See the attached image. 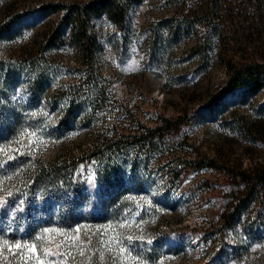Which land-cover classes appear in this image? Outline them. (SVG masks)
<instances>
[{"label": "rangeland", "instance_id": "rangeland-1", "mask_svg": "<svg viewBox=\"0 0 264 264\" xmlns=\"http://www.w3.org/2000/svg\"><path fill=\"white\" fill-rule=\"evenodd\" d=\"M89 1L5 0L0 19L5 2L11 12L35 13L47 5ZM223 5L215 36L203 28L172 30L164 22L175 18L174 25L190 24L205 13L202 0H143L132 6L122 28L105 17L95 20L99 50L92 55L79 47L45 43V31L57 24L55 16L39 18L16 30L24 32L15 39L2 42L0 93L7 73L20 81L33 74L50 85L46 95L55 88L69 92L72 96L65 95L60 105L73 99L77 117L63 138L48 139L49 113L41 106L33 115L40 118V128L25 133L7 151L50 162L117 141L109 154L112 168L126 178L133 173L135 179L130 191L135 213L111 229L80 225L77 233L50 228L63 234L51 232L50 239L36 242L38 252L43 243L53 253L41 252L44 264H264V202H252L245 193L249 187L239 183V176L264 169V91L243 96L236 90L220 104L214 102L229 78V63L264 60V0H225ZM168 31L181 32L165 50L158 37L169 39ZM210 105L218 107L213 115L203 111ZM180 115L183 119L169 124L166 133L137 143L162 118ZM102 167L94 161L80 163L92 191ZM239 200L245 213L240 227L227 231L221 214ZM254 222L261 224L251 233ZM105 229L109 231L102 235ZM117 234L132 250L131 257L118 255L120 245L113 243L111 251L101 245ZM72 237L78 239L73 243ZM21 258L37 264L27 254Z\"/></svg>", "mask_w": 264, "mask_h": 264}, {"label": "trees", "instance_id": "trees-1", "mask_svg": "<svg viewBox=\"0 0 264 264\" xmlns=\"http://www.w3.org/2000/svg\"><path fill=\"white\" fill-rule=\"evenodd\" d=\"M3 1L5 0H0ZM224 1L202 0L206 5L205 13L195 15L188 25L186 21L174 25L171 22L175 18L164 22L169 25L168 27L172 26V30L183 26L187 29L203 28L208 35L215 36L220 31ZM142 2L143 0H91L86 4L47 5L40 7L35 13L11 12L10 2H5L1 6L3 16L0 19V45L4 40H13L24 32L16 30L31 26L39 18L55 16L57 24L54 29L45 31V43L52 48H59L62 45L79 47L92 55L99 50L98 35L93 30L95 20L105 17L116 27L122 28L132 6ZM180 32L168 31L169 39L159 36L158 40L163 49L167 50L170 45H174ZM149 46L152 60L154 55L151 54V49L152 46H156V42ZM227 66L229 78L215 95L214 102L220 104L227 95L236 90H241L243 96L257 95L264 91V60L258 62L255 59H242ZM3 67L4 64L0 61V69ZM17 88H20L19 91ZM49 88L50 85L33 74L20 81L15 75L10 77V73H7L2 81L0 203L3 206H0V248L3 247L4 241L10 245L30 244L37 235L43 236L44 230L50 228L70 232L80 225L106 228L121 221L127 213L137 211L135 193H130L132 186L135 185L133 173L126 178L117 168H112L109 154L112 152L111 147L118 144L117 141H110L111 143L105 147L95 144L90 151L80 157L63 154L50 162L33 159L17 151H7L25 133L40 128L41 120L39 117V119L33 117V114L38 112L41 106L47 108L49 113L46 127L48 139L60 140L73 127L77 119L73 99H70L66 105H60L65 95L67 97L72 95L55 88L48 96L46 92ZM215 108L218 107L213 108L210 105L203 111L213 115ZM183 116L180 115L175 119L162 118L159 126L146 130V134L137 138V143L153 134L166 133L168 125L179 123ZM91 161L101 163L103 166L97 175V181H94L93 191L79 169L80 163ZM239 177H241L239 183L249 187L245 192L247 195L250 194L249 199L263 204L264 169H256L248 176ZM9 193L12 195L9 196ZM241 206L242 200H239L234 207L229 206L223 210L221 214L223 229L228 231L240 227L245 214ZM256 222L250 228L251 233L261 224ZM166 236H162L164 242ZM13 253L8 252L7 249L0 252V264H22L20 253L17 250Z\"/></svg>", "mask_w": 264, "mask_h": 264}, {"label": "snow or ice", "instance_id": "snow-or-ice-1", "mask_svg": "<svg viewBox=\"0 0 264 264\" xmlns=\"http://www.w3.org/2000/svg\"><path fill=\"white\" fill-rule=\"evenodd\" d=\"M34 115V114H33ZM11 159V157H10ZM12 193H9V196H11ZM0 206H3L2 203H0ZM119 227L123 228L125 227V224L124 223H121L119 225ZM109 229H111V226H109ZM109 229H105L104 232L102 233V235H105ZM75 231L78 233L80 231V228L77 227L75 229ZM99 231V229H98ZM114 231V230H113ZM51 232H56L57 235H62L63 233L60 232V231H57L56 229H45L44 230V233L45 235H37L35 238H34V241L30 244V246L28 244H21V243H14V244H8L7 241H4L3 243V247L0 248V252H3L4 249H7L8 252H13V249L17 250V252L20 253L21 256L27 254V259H33L35 258L36 261H37V264H44V260L41 258V252L47 254V255H52L53 253H51L50 250H47V249H44L43 248V243L40 244V248H41V252H38L37 251V243L36 241H44V240H47V239H50V236L48 235L49 233ZM129 241L132 240V237L129 235L126 237ZM78 239V237H72L71 240L74 241ZM101 245L105 248H107V250L111 251L112 250V244L115 243L117 245H120L118 247V255L120 256H123L124 253H127L128 254V257H131L132 256V250L130 248H128L127 246H124L123 245V241L121 239V236L119 234L111 237L110 239H102L100 241ZM59 247V245H58ZM34 254V255H33ZM13 255H16V253H13ZM81 255H83V252H81ZM100 258L102 259L103 258V253H100ZM135 259H138V255H137V258ZM22 264H27V260H24L22 261ZM123 264V262H122ZM134 264H135V260H134Z\"/></svg>", "mask_w": 264, "mask_h": 264}]
</instances>
